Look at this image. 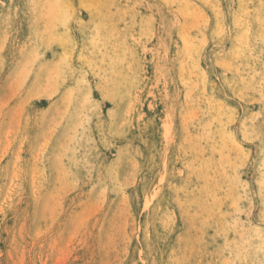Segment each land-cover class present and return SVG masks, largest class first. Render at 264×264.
I'll use <instances>...</instances> for the list:
<instances>
[{"label":"rangeland","instance_id":"374dc122","mask_svg":"<svg viewBox=\"0 0 264 264\" xmlns=\"http://www.w3.org/2000/svg\"><path fill=\"white\" fill-rule=\"evenodd\" d=\"M151 263L264 264V0H0V264Z\"/></svg>","mask_w":264,"mask_h":264},{"label":"bare ground","instance_id":"6f19581e","mask_svg":"<svg viewBox=\"0 0 264 264\" xmlns=\"http://www.w3.org/2000/svg\"><path fill=\"white\" fill-rule=\"evenodd\" d=\"M221 1V0H220ZM136 2V1H135ZM130 3V2H129ZM160 3V2H159ZM135 4V3H134ZM134 6V5H133ZM140 6V5H139ZM158 6V5H157ZM136 8V7H135ZM138 8V7H137ZM164 8H165V6H164ZM65 11V10H64ZM165 11V10H164ZM30 14V13H29ZM61 14V13H60ZM160 14V13H159ZM69 15V14H68ZM77 15V14H76ZM2 16V15H1ZM30 16V15H29ZM174 16V15H173ZM129 17V16H128ZM150 18V17H149ZM57 20V19H56ZM161 20H162V18H161ZM171 20V19H170ZM182 20V19H181ZM174 21V20H173ZM146 22V21H145ZM128 23H130V22H128ZM164 28V27H163ZM28 29V28H27ZM66 29V28H65ZM126 31V30H125ZM124 31V32H125ZM172 31H173V29H172ZM175 31V30H174ZM31 32V31H30ZM157 32V31H156ZM175 32H177V31H175ZM122 33V32H121ZM129 33V32H128ZM132 33V32H131ZM130 33V34H131ZM31 34V33H30ZM136 35V34H135ZM150 35V34H149ZM14 36V35H13ZM3 37V36H2ZM148 38V37H147ZM48 39V38H47ZM65 39V38H64ZM142 39V38H141ZM49 40V39H48ZM180 40V39H179ZM82 41V40H81ZM84 41V40H83ZM170 41H171V39H170ZM28 42V41H27ZM33 42V41H32ZM126 42V41H125ZM222 43V42H221ZM224 43V42H223ZM136 44V43H135ZM137 45V44H136ZM181 45V44H180ZM212 45V44H211ZM192 46V45H191ZM102 47V46H101ZM131 47V46H130ZM220 47V46H219ZM45 48V47H44ZM140 48V47H139ZM146 48V47H145ZM180 48V47H179ZM71 49V48H70ZM176 49V48H175ZM221 49V48H220ZM103 50V49H102ZM217 50H219V49H217ZM212 51V50H211ZM214 51V50H213ZM221 51V50H220ZM158 52V51H157ZM176 52V51H175ZM183 52V51H182ZM129 53V52H128ZM127 53V54H128ZM177 53V52H176ZM212 53V52H211ZM169 54V53H168ZM178 54V53H177ZM207 54V53H206ZM63 55V54H62ZM202 55V54H201ZM6 56V55H5ZM69 56V55H68ZM107 57V56H106ZM204 57V56H203ZM70 58V57H69ZM128 58V57H127ZM150 59V58H149ZM203 59V58H202ZM205 59H207V58H205ZM26 61V60H25ZM95 61V60H94ZM93 62V61H92ZM188 62V61H187ZM260 62V61H259ZM108 63V62H107ZM100 64V63H99ZM113 64V63H112ZM109 65V64H108ZM247 65V64H246ZM64 67V66H63ZM93 68V67H92ZM123 68V67H122ZM240 68V67H239ZM104 69V68H103ZM105 70V69H104ZM116 70V69H115ZM97 71V70H96ZM223 71V70H222ZM256 71V70H255ZM94 72V71H93ZM113 74V73H112ZM163 74V73H162ZM236 76V75H235ZM173 78V77H172ZM6 79V78H5ZM68 79V78H67ZM120 79V78H119ZM157 80V79H156ZM218 80V79H217ZM8 81V80H7ZM195 81V80H194ZM200 81V80H199ZM224 81V80H223ZM103 82V81H102ZM196 82V81H195ZM229 82V81H228ZM62 83V82H61ZM225 85V84H224ZM99 86V85H98ZM130 86V85H129ZM168 86V85H167ZM227 88V87H226ZM2 89V88H1ZM201 89V88H200ZM238 89V88H237ZM47 91V90H46ZM105 92V91H104ZM234 92V91H233ZM167 93V92H166ZM236 93V92H235ZM263 93V92H262ZM19 96V95H18ZM153 96V95H152ZM240 97V96H239ZM255 97V96H254ZM192 98H193V96H192ZM160 100V99H159ZM203 100V99H202ZM25 101V100H24ZM114 101V100H113ZM179 102V101H178ZM201 102V101H200ZM19 103V102H18ZM226 103V102H225ZM75 104V103H74ZM251 104V103H250ZM206 106V105H205ZM200 107V106H199ZM57 108V107H56ZM194 108H195V106H194ZM209 108V107H208ZM47 109V108H46ZM87 109V108H86ZM183 109H185L184 107H183ZM218 109V108H217ZM13 110V109H12ZM72 110V109H71ZM187 110V109H186ZM84 111V110H83ZM205 111V110H204ZM197 112V111H196ZM204 113V112H203ZM208 113V112H207ZM2 116V115H1ZM84 116V115H83ZM211 119V118H210ZM224 120V119H223ZM177 121V120H176ZM171 122V121H170ZM189 122V121H188ZM7 123V122H6ZM180 123V122H179ZM188 124V123H187ZM42 126V125H41ZM231 127V126H230ZM45 128V127H44ZM208 128V127H207ZM47 129V128H46ZM45 130V129H44ZM60 130V129H59ZM193 130V129H192ZM58 132V131H57ZM65 132V131H64ZM45 134V133H44ZM206 134V133H205ZM34 137V136H33ZM204 137V136H203ZM210 137V136H209ZM217 137V136H216ZM62 139V138H61ZM165 141H166V139H165ZM20 142V141H19ZM87 142V141H86ZM18 144V143H17ZM75 147V146H74ZM69 148V147H68ZM83 148V147H82ZM89 148V147H88ZM187 149V148H186ZM169 152V151H168ZM13 153V152H12ZM226 153V152H225ZM40 154V153H39ZM246 154V153H245ZM197 155V154H196ZM188 159V158H187ZM257 159V158H256ZM45 161V160H44ZM261 164V163H260ZM13 165V164H12ZM68 166V165H67ZM154 167V166H153ZM213 169V168H212ZM237 171V170H236ZM261 171V170H260ZM84 172V171H83ZM125 172V171H124ZM244 173V172H243ZM5 174V173H4ZM155 174V173H154ZM246 176V175H245ZM263 177V176H262ZM79 178V177H78ZM119 183V182H118ZM176 183V182H175ZM49 188V187H48ZM45 194V193H44ZM144 195V194H143ZM175 197V196H174ZM171 198V197H170ZM241 204V203H240ZM146 208V207H145ZM173 209V208H172ZM134 210V209H133ZM237 214V213H236ZM258 216H259V214H258ZM233 217V216H232ZM261 220V219H260ZM181 222V221H180ZM250 233V232H249ZM151 235V234H150ZM131 236V235H130ZM237 237V236H236ZM152 243V242H151ZM248 245V244H247ZM249 246V245H248ZM137 249V248H136ZM232 258V257H231ZM152 264V263H151Z\"/></svg>","mask_w":264,"mask_h":264}]
</instances>
